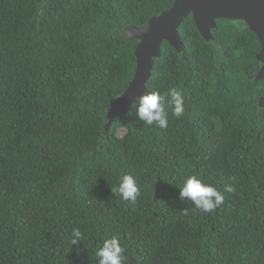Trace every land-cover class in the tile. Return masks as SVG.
Segmentation results:
<instances>
[{
    "label": "trees",
    "instance_id": "1",
    "mask_svg": "<svg viewBox=\"0 0 264 264\" xmlns=\"http://www.w3.org/2000/svg\"><path fill=\"white\" fill-rule=\"evenodd\" d=\"M174 1L0 0V264H98L113 235L125 264H264V79L244 21L206 40L187 17L146 84L178 89L184 114L166 104L168 127L147 125L136 99L108 127L137 69L125 29ZM125 174L134 203L112 192ZM191 174L235 191L201 212L180 196Z\"/></svg>",
    "mask_w": 264,
    "mask_h": 264
},
{
    "label": "water",
    "instance_id": "2",
    "mask_svg": "<svg viewBox=\"0 0 264 264\" xmlns=\"http://www.w3.org/2000/svg\"><path fill=\"white\" fill-rule=\"evenodd\" d=\"M190 15L206 40L212 39L219 18L245 21L259 37L261 49L257 59L263 64L256 80L264 78V0H175L171 8L152 17L145 26L125 29L128 37L139 40L135 49L137 69L126 90L111 104L108 127L118 112L127 113L136 99L149 92L146 84L152 75L154 59L163 54V42L168 41L179 51L184 48L179 27ZM259 104L264 107V96L259 98Z\"/></svg>",
    "mask_w": 264,
    "mask_h": 264
},
{
    "label": "clouds",
    "instance_id": "3",
    "mask_svg": "<svg viewBox=\"0 0 264 264\" xmlns=\"http://www.w3.org/2000/svg\"><path fill=\"white\" fill-rule=\"evenodd\" d=\"M227 19L238 20L230 18ZM166 104H170L172 106V114L175 117L179 118L184 114L185 104L183 95L178 89L172 88L169 89L166 94H162L159 91H149L142 94L135 106L136 115L147 125L155 124L160 128H167L168 115L166 111ZM234 191L235 188L232 185H225L224 189L220 190L215 185L204 180L198 174H191L183 180L180 196L181 198L187 197L193 201L196 210L211 213L223 204L226 193H232ZM112 192L119 195L123 200L134 203L140 195V188L133 175L125 174L120 178L118 186L112 189ZM185 215H187V213H185ZM83 239L84 234L81 230L79 228H74L72 230L71 244L75 245L78 241ZM124 253L125 248L122 246L120 239L118 236L113 235L103 239L102 245L96 250L95 255L98 257V264H125L127 258Z\"/></svg>",
    "mask_w": 264,
    "mask_h": 264
},
{
    "label": "rangeland",
    "instance_id": "4",
    "mask_svg": "<svg viewBox=\"0 0 264 264\" xmlns=\"http://www.w3.org/2000/svg\"><path fill=\"white\" fill-rule=\"evenodd\" d=\"M124 132V131H123Z\"/></svg>",
    "mask_w": 264,
    "mask_h": 264
}]
</instances>
